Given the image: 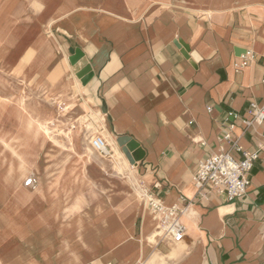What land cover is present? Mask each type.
Returning a JSON list of instances; mask_svg holds the SVG:
<instances>
[{
    "label": "crops",
    "instance_id": "crops-1",
    "mask_svg": "<svg viewBox=\"0 0 264 264\" xmlns=\"http://www.w3.org/2000/svg\"><path fill=\"white\" fill-rule=\"evenodd\" d=\"M179 42L199 57L196 68ZM77 49L94 73L86 86L70 63ZM243 55L249 64L237 72ZM0 64V134L19 135L32 121L30 138H44L22 97L87 106L105 116L107 137L128 136L144 150L133 166L142 189L168 207L191 201L177 244L152 238L158 220L146 223L126 182L80 176L81 205L86 189L99 199L66 225L47 208L53 195H24L35 192L28 176L12 185L13 155L0 142V264H264V124L243 126L250 105L264 104V0H0ZM231 124L244 150L259 154L251 185L232 202L208 188L203 199L193 175Z\"/></svg>",
    "mask_w": 264,
    "mask_h": 264
},
{
    "label": "rangeland",
    "instance_id": "rangeland-1",
    "mask_svg": "<svg viewBox=\"0 0 264 264\" xmlns=\"http://www.w3.org/2000/svg\"><path fill=\"white\" fill-rule=\"evenodd\" d=\"M1 67L2 65L0 64V68ZM22 98L27 108L32 113V115H34V117H37V119H39L41 123L45 124L49 130L48 132H44L42 130L39 131L41 132V135H43L44 139L46 138V143L44 147L45 154L42 156V164H43L42 171L45 172L42 173L41 175L37 174V176H39V182L37 185L39 186L44 185L43 187L44 190L42 192L37 191L38 193L31 194V196L28 197L32 199L34 198V196L38 195L41 196L42 198H48V196L53 195L54 206L50 207L49 205L47 208L48 210L50 209L49 211L51 212H55V211L58 212L60 214L61 219L62 217L65 218V221L61 220V223H66V225H68L69 223L70 224L77 223V221L79 220V218H81L83 214L89 213L90 215V212L93 207L92 208L89 207H91V205H93L99 199L98 189H86L85 191L87 193L88 199L87 201H85L86 203L84 202L81 205V200L83 196H81L82 194L80 188L76 187L77 185L76 182L78 181L80 176L83 177V179L85 177L86 180H90V181H99L104 176L106 177L111 176L113 178H117L120 181H124L127 184H128L127 180L130 178L129 177L130 175L132 177L135 176L138 178V174L136 170L133 169V167L127 168L124 165L125 163L123 161H120V164L123 166L122 168L123 170L122 171L119 170L121 173L120 174L114 167L115 165L109 157L108 158L102 157L96 154L93 150L92 151L94 155H92L90 161L91 162L90 164H92L91 167L92 169L87 167V164L85 165L86 169L85 168L80 169L81 166L84 164V162L86 163L87 161L85 156L87 155L88 152L87 148L88 147L91 148L90 142L92 138L98 132H102L99 120L104 119L103 115H101L100 113H96L92 110H89L87 106L80 107L77 104H70L69 106L68 105L65 106L60 102L51 101L50 99H48L47 96H43V98L42 96H38L37 98H33L32 100L29 97L28 98L22 97ZM74 110H79L87 118L85 124H83L81 127L78 125H74L73 124L74 118L69 117V115ZM29 125L31 129L28 128ZM40 125L41 124L39 123L37 126L38 129ZM28 126L25 130L22 129L19 135L9 132L6 134H0V138L4 139L5 141L4 140L2 141L6 145L12 146L15 149V152L19 154L20 153L26 154V152H23V149H20L21 148L20 146L23 143L31 148L30 152H32V150L36 152V146H35L36 139L30 138L32 133V128H34V123L32 121H29ZM67 137H70V139H66ZM105 137H107V133ZM106 139L108 140L109 138L107 137ZM55 141H58L60 144H62V146L55 145ZM7 149L10 150L9 148ZM24 150L26 151L27 149ZM40 152L41 151H39L38 154ZM77 154L82 156H78ZM81 157H84L83 161ZM102 162H106L110 165H113L112 171L108 172L107 174L105 173V175L99 174V172H95L94 170H98L97 168L98 163H102ZM131 166L132 165L130 164V167ZM56 180H57V185L55 186ZM11 183L17 189L20 188L14 182ZM51 184L52 186L49 187ZM28 190L35 191L34 187ZM141 192H143L142 189ZM78 195H80V199L76 200ZM134 199L140 207H143V209L146 208L147 211L146 220H148L149 217H152V215L155 217V215L151 211H148L144 198L138 200L136 198ZM55 200H58L57 207H55ZM91 201L93 202L90 204ZM113 208L115 209L116 207ZM112 217L106 221L108 230L116 226V222Z\"/></svg>",
    "mask_w": 264,
    "mask_h": 264
},
{
    "label": "built area",
    "instance_id": "built-area-1",
    "mask_svg": "<svg viewBox=\"0 0 264 264\" xmlns=\"http://www.w3.org/2000/svg\"><path fill=\"white\" fill-rule=\"evenodd\" d=\"M247 56H241L235 63V70L238 72L249 64ZM211 109H209L210 111ZM247 118L243 120L245 131L254 126L264 124V104H251L247 110ZM99 120L101 131L94 135L90 144L92 148L103 157H106V118ZM235 124H231L222 133L219 138V151L210 157L200 161L196 172L193 175V182L198 190V194L203 199H207L205 190L215 191L225 197L228 201H235L245 196L251 185V173L255 162L259 159L257 152L244 150L240 144V138H233ZM104 134V135H103ZM224 144L229 147L225 148ZM240 155V158L236 156ZM35 180L30 178L25 182V187L33 188ZM143 198L147 208L156 216L158 220L157 232L162 240H168L173 243H182L186 238V227L182 223V216L186 213L191 205V201L184 206L174 205L165 206L159 199L154 197L150 192L142 189ZM144 264V263H140Z\"/></svg>",
    "mask_w": 264,
    "mask_h": 264
},
{
    "label": "bare ground",
    "instance_id": "bare-ground-1",
    "mask_svg": "<svg viewBox=\"0 0 264 264\" xmlns=\"http://www.w3.org/2000/svg\"><path fill=\"white\" fill-rule=\"evenodd\" d=\"M78 83V82H77ZM79 87V86H78ZM68 90V89H67ZM79 110H74L72 111V113L69 115V117L71 118H74L73 120V124L74 125H78V126H82L83 124H85L87 118L83 115V113H81ZM88 127V126H87ZM29 129H31L30 125L28 126ZM80 129V128H79ZM44 131V132H48V128L46 127L45 124H41L39 126V129H38V132L39 131ZM107 131V129H106ZM89 133V132H88ZM108 135V134H107ZM34 139H36L35 141V146H36V152L32 150V152H30V147H28L27 145H25L24 143L20 146L21 148L20 149H23V152H26V154L24 153H17L15 152V149L10 146V145H6L2 140L4 139H1L0 138V142L4 145V147L6 148H9L12 152V155H13V159L11 161V164H10V171H9V177L8 179L10 180V182H14L15 184L18 185V187H21L20 185V180L21 178H25L26 176H28V179L32 178L35 180V185L34 186V190L36 192L34 193H29L27 191V193H24V195H27V196H31V194H36L38 193L37 191H43L44 190V186H39L37 185L38 182H39V176H37V174L41 175L42 173H44L45 171H41L40 169V159H41V153L38 154L39 151H41V149L45 147V143H46V138H42L40 139V137L37 135V136H34L33 137ZM107 138V137H106ZM108 140H107V144L109 147L106 148V151H107V155L106 157L110 158L112 160V162L114 163V167L116 168V170L120 173V171H122L123 169V166L120 164V161H123L125 164V166L127 168H132L133 166L130 167V164L128 163L124 153L122 151H120L118 145L116 144V141L112 138L111 135L108 136ZM66 139H70V137H67ZM5 141V140H4ZM88 142V141H87ZM34 145V144H33ZM55 145H61L58 141H55ZM29 149H28V148ZM34 147V146H33ZM74 148V147H73ZM24 149H27L26 151ZM69 149V148H67ZM72 149V148H71ZM75 149V148H74ZM88 152H87V155L85 156L86 157V160L88 162V159H91L92 158V155L93 154V151L91 148H87ZM45 154V152H44ZM78 155V154H77ZM78 156H82V155H78ZM95 157V156H94ZM82 161L84 160V157H81ZM112 166V165H111ZM126 169V168H125ZM120 170V171H119ZM121 174V173H120ZM125 175V174H124ZM130 178L127 180L128 184L130 185V187L133 189L132 191V197L133 198H136L137 200L138 199H141L143 198V192H141V187L139 185V180L137 177H132L131 175L129 176ZM142 178V177H141ZM25 181H27V178L25 179ZM108 184V183H107ZM57 185V180L55 181V186ZM52 184L49 186L51 187ZM30 189V188H29ZM82 196V195H81ZM80 199V195L77 196L76 200ZM110 200V199H109ZM113 207H116V205H112ZM144 211L146 212L147 214V211H146V208H144ZM147 217V216H146ZM152 217L155 219V217L152 215ZM146 220V219H145ZM148 220H146V223H147ZM107 224V223H106ZM158 225L156 224L154 226V230H153V234H152V238L154 236H156L157 234V227ZM120 233V232H119ZM80 238L82 239V241L85 243V244H89V241H88V237H81ZM92 241V239H89ZM181 246V245H180ZM84 247V245H83ZM96 247V246H95ZM118 249V248H117ZM161 255L157 254L156 257L154 258L153 262H155L157 259H160Z\"/></svg>",
    "mask_w": 264,
    "mask_h": 264
},
{
    "label": "water",
    "instance_id": "water-1",
    "mask_svg": "<svg viewBox=\"0 0 264 264\" xmlns=\"http://www.w3.org/2000/svg\"><path fill=\"white\" fill-rule=\"evenodd\" d=\"M176 45L182 50L185 58L190 60L191 64L196 68L197 63L200 61L197 54L193 53L190 47L182 42H179V44ZM241 53L243 52L238 51V54ZM70 63L76 77L81 80L83 85L86 86L94 77V73L84 53L80 49H77L75 54L70 58ZM116 143L124 153L129 164L132 166H135L138 162L144 159V150L141 148L140 144L132 138L128 136H121L117 138Z\"/></svg>",
    "mask_w": 264,
    "mask_h": 264
}]
</instances>
